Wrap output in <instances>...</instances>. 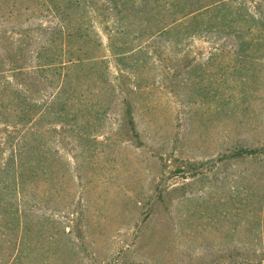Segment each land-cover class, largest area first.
<instances>
[{
    "label": "rangeland",
    "instance_id": "1",
    "mask_svg": "<svg viewBox=\"0 0 264 264\" xmlns=\"http://www.w3.org/2000/svg\"><path fill=\"white\" fill-rule=\"evenodd\" d=\"M90 1L108 11L105 0ZM53 9L48 0H0V15L21 14L20 23ZM225 10L264 17V0H229ZM96 25L106 39L104 23ZM214 33L174 47L161 39L156 59H109L112 77L139 71L115 79L125 93L94 157L80 152L76 184H64L42 233L32 223L11 264H264V152L236 153L264 151V43L234 56L236 42ZM61 149L73 164L69 138Z\"/></svg>",
    "mask_w": 264,
    "mask_h": 264
},
{
    "label": "trees",
    "instance_id": "2",
    "mask_svg": "<svg viewBox=\"0 0 264 264\" xmlns=\"http://www.w3.org/2000/svg\"><path fill=\"white\" fill-rule=\"evenodd\" d=\"M228 1L105 0L108 11L97 13L93 1L48 0L52 11L27 15L21 23V14L0 15L3 264H11L14 252L26 249L32 223L42 233L43 221L56 216L64 184H76L80 152L88 160L94 157L97 134L106 126L119 93H125L115 79L123 72L135 78L139 71L122 68L120 76L112 77L110 58L118 66L156 59L164 54L158 50L159 40L167 39L174 47L209 30L215 40L236 42L234 56H247L252 44L264 43V17L225 10ZM98 21L104 23L106 39ZM132 86L131 92L141 91L138 83ZM122 105L135 132L132 104L125 96ZM66 137L77 153L71 156L73 164L61 149ZM262 152L246 147L236 151L239 157Z\"/></svg>",
    "mask_w": 264,
    "mask_h": 264
}]
</instances>
